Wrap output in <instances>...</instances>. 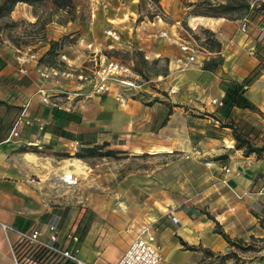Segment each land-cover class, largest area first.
Returning a JSON list of instances; mask_svg holds the SVG:
<instances>
[{
  "label": "rangeland",
  "instance_id": "374dc122",
  "mask_svg": "<svg viewBox=\"0 0 264 264\" xmlns=\"http://www.w3.org/2000/svg\"><path fill=\"white\" fill-rule=\"evenodd\" d=\"M3 1L0 0V4ZM254 2L264 4V0H159V4L152 0H71L69 7L60 8L55 5L54 0H34L32 4L17 2L0 19V101H3L0 103V142L8 140L14 121L27 103V114L32 115L40 110L39 115L43 121L50 114L53 118L61 117L79 123L88 117L90 111H97V117L104 118L105 113L110 110L124 118L125 123L135 126L138 131L147 129L141 119L134 118L141 116L139 108L130 111L129 106L115 102L106 94L92 93L89 83L79 81L77 74L90 75L103 57L115 58L124 64L137 66L141 71L136 80L139 87L135 89L134 96L146 101L141 104H152L161 98L163 103L170 106L172 104L167 100L169 93L180 92L181 89L165 83L169 59L153 58L149 50L169 43V38L173 37L179 42L186 40L198 49L209 51L214 48L213 37L220 36L225 28L233 34H240L237 20L247 11V6ZM196 16L213 17L222 23L218 30H211L197 23L194 20ZM252 18L255 23L258 22L257 11L252 13ZM67 24L72 27L71 30H61V26ZM252 28L256 29L258 41L246 54L261 60L264 57V34L259 33L257 27ZM108 30L115 31L119 39L111 38L107 34ZM163 31H166V36H161ZM52 39L59 40L61 46L53 57L56 67L65 73L58 83L40 77L39 66H43L39 63L41 54L38 63H26L25 74L17 72L14 60L7 54L9 49L22 55L27 48L36 51L46 47ZM237 45L238 48L235 43L226 45L223 58L228 59L243 47L249 49L244 43L237 42ZM77 52L78 55H75ZM68 53L71 57L75 55L72 60L68 59ZM61 55H65V59ZM218 56L215 55L214 58ZM141 57L146 62H141ZM75 58L78 60H73ZM182 60L184 63L178 66V70L197 66L187 63L184 56ZM205 61L207 60L203 61L201 67ZM13 78L15 80L11 81ZM32 83L34 88L37 87L35 94L25 90ZM40 90L49 95L48 103L42 102ZM145 91L149 93L148 97ZM188 91L196 93V99L200 103L206 97V91L202 87L189 88ZM210 104L213 105L212 101ZM156 111L152 113L153 122L148 123L151 124V129L159 127L167 118L168 110L163 113ZM205 113L207 112L199 110L190 114V118L195 121L192 122V131L197 134L200 130L205 135L209 134L203 127L211 124L200 122L208 119L204 116ZM252 113L247 112L246 118L255 119ZM130 114L135 115L133 121ZM260 118L263 122L258 125L264 129V119ZM46 126L49 127V132L53 131L57 135L55 127L49 123H45L41 134L46 131ZM35 128L22 125L19 135L10 139L23 138L20 147L38 154L36 156L41 161L38 163V175L42 183L40 189L50 198L47 201L69 213L84 209L90 219L97 214L92 208L103 215L110 209L113 211V222H120L123 229L121 234H124H120L116 241L119 244L125 243L126 235L133 238L143 225L151 223L158 242L163 246L159 235L164 228L162 225L169 223L166 220L163 222L167 216H162L168 209L184 207L195 213L207 214L209 203L212 202L209 198L214 193L212 189L219 183V166L213 162L218 161L225 153L203 152L196 145L200 139H192L191 150H166L140 146L137 145L138 141L129 144L131 132L111 136L106 141L103 137L107 131H99L96 145H101L102 151L110 149L115 153L78 158L76 154L82 147L78 144L73 146L65 141L58 144L57 139L53 141L49 137L44 139L45 143L42 142L39 148L30 144L40 139L37 134L32 135ZM146 136L149 134L144 132L142 137ZM105 142L108 145H102ZM193 149L198 150L199 154H193ZM66 176L71 177L69 181L72 183L65 182ZM254 243L264 247L263 242ZM111 250L112 255L117 254L119 245ZM238 253L241 259L253 255L264 256V248L259 252L238 250Z\"/></svg>",
  "mask_w": 264,
  "mask_h": 264
},
{
  "label": "crops",
  "instance_id": "0c3cea01",
  "mask_svg": "<svg viewBox=\"0 0 264 264\" xmlns=\"http://www.w3.org/2000/svg\"><path fill=\"white\" fill-rule=\"evenodd\" d=\"M194 20L211 30H218L222 23L214 18L201 16L195 17ZM71 28L69 24L61 26V30H71ZM255 30L252 28L248 34H233L228 28H225L220 36L216 37L221 43L220 51L206 50L208 54L197 56L201 65L197 64L196 67H189L185 70H178L181 63L177 61V58L184 54L178 47L179 41L176 38L170 37L169 43L160 44L158 48L149 50L153 58L166 57L169 59V72L166 75L165 83L168 86L174 85V88H179L181 91L169 93L167 100L172 104L171 107L163 103L161 98L152 104H141L146 101L136 98L128 100L125 106H129L130 111H136L138 108L141 110V116L134 118L141 119L147 129L143 128L138 131L135 126L125 123L124 118L110 110L105 113L104 118L97 117V111H90L88 117L79 123L61 117L53 118L49 114L44 120L46 124L49 123L52 126L68 130L73 133L74 138L68 139L56 135L53 131L49 132L47 130L49 127L46 126V131L42 134V131H37L35 128L32 135L37 134L40 139L31 143L39 148L44 139L49 137L53 141L57 139L58 144L65 141L73 146L74 144L82 146L78 142L79 140L88 143L84 146H91L98 142L99 131H107L103 137V140L106 141H109L111 136L127 131L131 132L129 144L138 141L137 145L140 146H154L166 150H191L193 141L190 131L193 127L192 122H195L190 118L191 112L202 110L211 113L214 111L216 105L210 103L212 99L221 100L224 96V90L221 88L223 82H240L258 64L259 58L246 54L257 44ZM237 42L244 43L249 49L246 50L243 47L242 50H237L238 53L240 52L239 54L231 55V59H229L230 57L223 58L226 45L230 46L235 43L237 47ZM46 45L40 50H34L38 56L43 55L49 49V44ZM11 51L9 49L7 54L13 59ZM75 55H78V52ZM215 55L222 56V63L214 71L203 69L201 67L203 61L218 58H214ZM73 56H69L68 53L67 57L72 60ZM14 80L15 78L11 79V81ZM34 87L32 83L25 90L28 93L31 92L30 94H35L37 87ZM194 87H202L206 91V97L201 103L196 99V93L188 91L189 88ZM147 89L150 90V88ZM145 92L147 96L149 93ZM106 95L114 100L111 94ZM245 95L264 113V73L247 89ZM140 96L142 97V94ZM170 108L172 112L167 114L165 125L151 129V124L148 123H152L154 120L153 111L157 110V113H163L165 110L169 111ZM39 111L32 115L41 117ZM235 111L238 114H243L245 118L246 113L249 112V110L241 109H235ZM252 114L255 119H247L261 127L258 124L263 120L259 114ZM133 116L135 115L130 114L132 121L134 120ZM204 116L208 119H200L202 120L200 122L203 124L207 122L211 125L206 126L205 124L203 128L212 129L215 125L213 118L206 114ZM225 129L226 131H217L215 135L210 133L205 135L204 132L199 131L201 138L198 143L196 142V145L200 146L203 152H222L226 155V159L213 162L217 164V167L219 166V183L212 189L214 193L209 198L212 202L209 203L207 214L195 213V211L184 207L168 209L162 214V216H167L165 220L169 223L159 235L163 244V256L160 264H219L216 256H208L202 250V248L207 249L220 255L231 250L227 241L215 233L216 222L232 240L254 243L253 239L264 238V158L258 159L254 154L245 156L242 149L234 147L235 142L231 131L228 128ZM144 132L149 136L143 138ZM22 142L23 138L0 142V264H14L11 248H19L21 232L38 228L42 232V239L46 240L50 224L58 226L61 233L73 230L80 235L78 256L82 260L93 264H115L132 238L126 235L125 243L116 242L123 229L120 222H113V211L106 209L107 212L103 215L92 208L97 214L93 219H90L88 218L89 214L84 213V209L69 213L52 205L50 201H47L50 198L46 197V193L40 189L42 183L38 175V163L41 161L36 156L38 154L21 148ZM220 165L228 167L229 171H223ZM260 184L262 187H259ZM237 195L242 197L238 198ZM2 223L8 226L6 231L2 228ZM179 238L189 245L199 248L197 250L186 249ZM117 245H119V252L112 255L111 249ZM239 256L241 257L240 254ZM242 258L244 261L240 264H264V260L256 259L255 255ZM224 264H235V262L229 259Z\"/></svg>",
  "mask_w": 264,
  "mask_h": 264
},
{
  "label": "built area",
  "instance_id": "2783aa9c",
  "mask_svg": "<svg viewBox=\"0 0 264 264\" xmlns=\"http://www.w3.org/2000/svg\"><path fill=\"white\" fill-rule=\"evenodd\" d=\"M254 11L258 12V22L256 23L252 18ZM253 26L257 27L259 33L264 34V7L255 2L250 3L247 11L237 20V29L242 34H248ZM107 34L114 40L119 39L115 31L108 30ZM166 35V31L161 32V36ZM179 48L184 54V60L187 63L201 65L197 56L199 54H208L204 48L198 49L186 40L179 42ZM11 55L16 64V70L20 74L26 73V63L29 61L38 63L39 56L31 48H27L26 52H23L22 55L15 54L12 50ZM61 57L65 59V55H61ZM177 61L181 64L184 63L182 57L177 58ZM39 74L43 80L52 79L54 83H58L59 79L65 75L57 67L46 65L39 66ZM138 77L139 74L133 70L132 64H124L112 57H103L96 69L91 71L90 75L77 74L79 81L89 83L92 92L111 94L114 100L121 105L127 104L130 98H135V89L139 87L136 82ZM40 91L43 96L42 102L48 103L49 95L44 90ZM212 103L219 106L221 105V100L212 99ZM28 105L29 103L23 105L21 113L13 123L8 140L13 136L19 135V128L22 125L35 126L37 131L44 129L45 122L41 117L27 114ZM192 152L193 154H199V151L196 149H193ZM220 167L225 172L229 171V168L224 165H220ZM70 178L64 179L65 182L70 184ZM237 197L241 198L242 196L237 195ZM1 226L5 231L8 229L6 224L2 223ZM19 244V248H11L14 264H43L30 256V252L38 248H45L53 254L55 258L51 264H54L57 259L69 260L74 264H93L79 258V236L73 230L61 233L59 227L55 224L49 225L48 238L46 240L42 239L41 230L34 228L19 234ZM162 251V246L157 240L152 224L147 223L131 239L115 264H159L162 261Z\"/></svg>",
  "mask_w": 264,
  "mask_h": 264
},
{
  "label": "trees",
  "instance_id": "16d2710c",
  "mask_svg": "<svg viewBox=\"0 0 264 264\" xmlns=\"http://www.w3.org/2000/svg\"><path fill=\"white\" fill-rule=\"evenodd\" d=\"M32 1L34 0H4L2 4H0V19L4 18L7 13H9L13 6L17 2H25L28 4H32ZM141 1V0H140ZM153 2L159 4V0H152ZM54 3L57 7L65 8L69 7L71 4V0H54ZM262 7H264V4H261ZM249 5L247 6L248 9ZM198 17V16H196ZM201 17H208V16H201ZM213 18V17H209ZM208 32H210L212 35L213 33L206 29ZM212 43L214 45V48L211 49V51H220L221 43L213 37ZM49 49L41 55L39 58V63L46 65V66H52L56 67L55 60L53 59L54 56H56V53L59 52L60 49V43L59 40H49ZM134 52L141 54L140 51L134 50ZM222 56H218L216 59H210L206 61L203 65V69L214 71L215 68L219 64L222 63ZM141 62H146L142 57L140 58ZM0 61V65H1ZM3 66H5L3 64ZM133 70L138 74H141V71L138 69L137 66L134 67ZM264 73V57L259 60L258 64L249 72V74L244 77L240 82L236 81H228L223 82V86L221 88L224 90V96L221 99V105L216 106L215 110L211 113H205L206 115H209L214 120V127L212 129H206L208 133L210 134H217V131H226L225 128H228L231 131V136L235 142L234 147L236 149H242L243 154L245 156L254 154L256 158H264V129L262 127H259L257 125H254L251 121H249L247 118L243 116V114H238L235 109H241V110H249L253 113L259 114L264 119V113L261 112V110L245 95V92L247 89ZM3 77L2 79H4ZM0 103H3V101H0ZM172 112L171 108L168 111V114ZM166 119L163 120L160 126L165 125ZM193 126V125H192ZM55 132L57 135L73 139V134L68 132L67 130L62 129L61 127L54 126ZM194 127V126H193ZM190 131V136L192 139H200L201 134L195 133V131ZM200 128V127H199ZM207 128V127H206ZM77 140V139H76ZM78 142L82 145L80 151L76 154V157L78 158H86V157H92V156H106L114 154L115 152L113 150H106L102 151L101 145L94 144L93 146H84L85 144H88L83 141ZM102 145H108V143H103ZM226 159V155H222L219 157V160ZM259 187H262L261 184ZM165 219H163V222ZM216 222V221H215ZM168 226V224H163L162 227ZM264 227V226H263ZM215 233H218L221 235L229 244L231 247V250L228 253L225 254H215L214 252L203 249L204 254L219 258V264H224L226 260H233L235 264H240L243 259L239 256L238 250L242 252L246 251H255L259 252L264 247H259L255 243H246L243 240H232L220 227L218 222H216L215 226ZM76 233V232H75ZM81 241V237L78 233H76ZM181 243L186 249L189 250H197L199 247H196L194 245H189L187 242L183 241L181 238H179ZM253 241L263 242L264 244V238L259 239H253ZM30 256L40 263L43 264H51V262L54 260V256L51 252H48L45 248H38L36 250H33L30 252ZM258 260H264V256H255ZM54 264H74L73 262L69 260L64 259H57Z\"/></svg>",
  "mask_w": 264,
  "mask_h": 264
},
{
  "label": "bare ground",
  "instance_id": "6f19581e",
  "mask_svg": "<svg viewBox=\"0 0 264 264\" xmlns=\"http://www.w3.org/2000/svg\"><path fill=\"white\" fill-rule=\"evenodd\" d=\"M69 178V177H68ZM70 183H72V181H70Z\"/></svg>",
  "mask_w": 264,
  "mask_h": 264
}]
</instances>
